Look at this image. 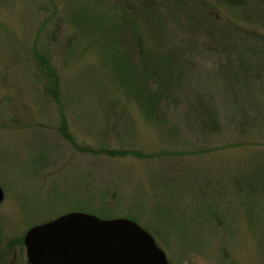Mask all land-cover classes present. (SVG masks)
Returning a JSON list of instances; mask_svg holds the SVG:
<instances>
[{"label": "rangeland", "instance_id": "obj_1", "mask_svg": "<svg viewBox=\"0 0 264 264\" xmlns=\"http://www.w3.org/2000/svg\"><path fill=\"white\" fill-rule=\"evenodd\" d=\"M82 4L0 0V264H29L28 230L70 211L136 220L171 264H264V54L243 43L259 49L264 19L219 5L244 36L173 40L189 61L185 98L153 114L110 32L78 20ZM200 91L220 106L218 128L188 115L185 95ZM230 92L235 119L220 104Z\"/></svg>", "mask_w": 264, "mask_h": 264}, {"label": "trees", "instance_id": "obj_2", "mask_svg": "<svg viewBox=\"0 0 264 264\" xmlns=\"http://www.w3.org/2000/svg\"><path fill=\"white\" fill-rule=\"evenodd\" d=\"M81 1L83 4L78 8V20L80 18L82 22L91 25V28L94 27L100 36L110 32L111 37L108 41L110 44L114 42L111 52L114 53L113 57L115 56V63L120 74H123L126 82L134 87L144 108L153 114L158 112L162 102H176L177 98L184 101L183 96H179L177 92L188 76V67L190 66L185 56L179 57V55H183L184 49L175 47L171 43L173 40L182 36L204 35L206 31L211 34H220L228 40H235L244 36L245 34L225 19V16L220 17L218 15L216 8L219 5L238 9L247 19L255 20L260 19V17L264 19L262 17L264 15L262 5L264 0ZM256 3L258 5H255ZM183 19H186V24L184 26L178 25V22L180 23ZM176 20L178 22H174ZM216 29L218 30L214 31ZM160 35L164 39L167 37L171 39L170 41H163L162 45H158L156 39ZM148 40L153 42V46L150 45L147 48V44L150 43ZM247 41H249L247 38L243 41L246 51L247 49L260 50L264 54V40H256L260 42L259 49ZM186 47L188 46L186 45ZM217 50L221 52L224 49L220 50L218 47ZM262 66H264V60ZM258 76L259 74L253 73L249 75V77L254 78H259ZM191 94L193 93L185 95L188 97L186 102H195L196 107L188 115L196 120H202V117H210L209 122L204 121L206 123L204 125L209 128H218L221 125L220 106L216 103V106L215 104L211 106V103L206 102L204 98L208 96L202 91L196 92L194 98L190 96ZM228 95L230 96L229 101L225 102L224 100L220 104L226 103L227 115L230 114L229 117L235 119L240 113L238 110L240 107L232 98L235 93L230 92ZM227 115L224 114V116Z\"/></svg>", "mask_w": 264, "mask_h": 264}, {"label": "water", "instance_id": "obj_3", "mask_svg": "<svg viewBox=\"0 0 264 264\" xmlns=\"http://www.w3.org/2000/svg\"><path fill=\"white\" fill-rule=\"evenodd\" d=\"M24 243L30 264H171L154 235L128 217L70 211L32 226Z\"/></svg>", "mask_w": 264, "mask_h": 264}]
</instances>
